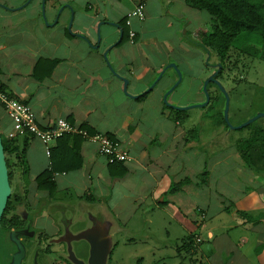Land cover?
<instances>
[{
    "label": "crops",
    "instance_id": "0c3cea01",
    "mask_svg": "<svg viewBox=\"0 0 264 264\" xmlns=\"http://www.w3.org/2000/svg\"><path fill=\"white\" fill-rule=\"evenodd\" d=\"M139 3L144 18L127 24ZM192 10L185 0H0V87L31 105L41 128L63 118L89 136L115 139L131 156L108 163L80 134L48 148L31 135L9 140L12 121L0 105L12 178L33 207L41 199L59 205L50 206L51 233L60 205H96L117 228L113 248L137 234L148 241L154 234L146 227L161 221L167 235L180 237L181 263L179 250L197 220L209 237L199 264H264V171L248 164L241 141L197 149L194 124L181 122L174 108L203 101L213 70L205 59L211 49L195 39L201 28ZM172 64L181 78L169 91L178 81ZM50 169L52 195L36 182ZM185 178L190 182L171 191Z\"/></svg>",
    "mask_w": 264,
    "mask_h": 264
},
{
    "label": "rangeland",
    "instance_id": "374dc122",
    "mask_svg": "<svg viewBox=\"0 0 264 264\" xmlns=\"http://www.w3.org/2000/svg\"><path fill=\"white\" fill-rule=\"evenodd\" d=\"M192 11L195 13L194 20L190 17L193 24L195 23L196 28L198 26L201 28L195 37L196 40H199L210 31V16L204 10L195 9ZM205 24L206 27H203ZM211 52V54L205 55V59L213 65V73L220 62L215 51L211 49ZM222 62V72L218 76L221 87L213 81L208 83L207 92L211 99L204 106L189 107L178 112L181 122L186 121L194 124L195 130L191 136L196 140H194L196 148L203 149L205 152H213L239 141L243 143L252 135L253 131L264 130V116L249 123L248 127H239L257 114L264 112V52L259 37L246 32L238 34ZM226 96L228 98V122L223 116ZM203 97V101L189 105H203L205 102L204 93ZM186 115H189L190 119L186 118ZM1 137L6 143L5 136L2 134ZM5 155L8 160V154ZM8 171L11 172L10 166ZM9 182L11 189L14 190L16 185L14 178L11 177ZM49 206L54 209L59 208L57 204ZM196 213L199 218L198 210ZM106 214L96 205L87 204L78 206L75 211H70V216H73V223L78 232H76L77 235L69 232L66 234L67 236L69 234L76 236L75 241L80 245L82 264H189L188 255L185 256L183 262L182 260L181 263L179 262L175 248L179 245L180 237L171 231L167 235L164 226L158 225L161 224V221H156L151 227L150 225L146 227L147 232L152 230L154 234L150 235L148 241H145L144 238L141 239V236L137 234L131 236L134 238L133 242H120L113 248L114 240L118 239V236L114 237L113 235L117 228L113 221L105 218ZM199 221L202 223L203 219L199 218ZM196 223L198 225L196 230L190 228V233L185 235H194L195 244L196 237L201 239L194 245L195 252L192 253L193 256H197L195 259L198 261L195 264H199L202 247L207 248L209 237L204 229L197 230L200 224L197 220ZM173 224L175 223L173 222ZM141 230L140 232H144V229L141 228ZM221 231L225 232V229H220L219 233ZM2 253L1 250L0 261L5 260ZM249 255L252 256V253ZM225 258L226 254L220 255V260L224 261Z\"/></svg>",
    "mask_w": 264,
    "mask_h": 264
},
{
    "label": "flooded vegetation",
    "instance_id": "af4514ba",
    "mask_svg": "<svg viewBox=\"0 0 264 264\" xmlns=\"http://www.w3.org/2000/svg\"><path fill=\"white\" fill-rule=\"evenodd\" d=\"M49 205L41 199L33 207L20 188L11 189L0 221V251L5 259L1 264H82L76 236L66 234L78 232L70 216L72 208L60 205L51 233Z\"/></svg>",
    "mask_w": 264,
    "mask_h": 264
},
{
    "label": "trees",
    "instance_id": "16d2710c",
    "mask_svg": "<svg viewBox=\"0 0 264 264\" xmlns=\"http://www.w3.org/2000/svg\"><path fill=\"white\" fill-rule=\"evenodd\" d=\"M185 2L195 9L206 11L210 16V31L201 38V44L206 49H213L219 59L221 69L216 74V79L222 72V61L238 34L246 32L259 37L264 52V0H185ZM246 126L248 127L250 124ZM2 143L6 154L9 149L3 139ZM242 145L244 146L243 155L248 164L257 171H264V130L253 131ZM6 162L9 168L8 160ZM53 170H45L36 178L37 187L47 190L49 195L55 191V183L51 180ZM8 173L10 180L12 173L9 171ZM188 182H190L188 178L175 182L171 191L179 190ZM193 236L192 234L188 235L183 240L182 249L179 250L182 262L187 255L190 256L191 264L198 261L192 259L191 256L192 251L195 252Z\"/></svg>",
    "mask_w": 264,
    "mask_h": 264
},
{
    "label": "built area",
    "instance_id": "2783aa9c",
    "mask_svg": "<svg viewBox=\"0 0 264 264\" xmlns=\"http://www.w3.org/2000/svg\"><path fill=\"white\" fill-rule=\"evenodd\" d=\"M136 17L139 20L144 18V4H137L127 14V24H130V19ZM134 32L129 33L130 37L134 36ZM0 105L5 110L7 116L12 121V128L7 133L6 137L12 140L20 135H31L38 138L47 148L51 143L56 142L68 134H80L98 144V152L104 155L108 163H123L129 161L131 156L129 152L123 149L115 139L106 134L97 133L89 136L84 130L68 122L63 118H58L54 125L46 128H41L36 122V116L31 105L24 103L15 98L7 89L0 87ZM199 218H205V213L201 209H197ZM200 238L196 237V244L200 242ZM194 243V245H196Z\"/></svg>",
    "mask_w": 264,
    "mask_h": 264
},
{
    "label": "water",
    "instance_id": "95a60500",
    "mask_svg": "<svg viewBox=\"0 0 264 264\" xmlns=\"http://www.w3.org/2000/svg\"><path fill=\"white\" fill-rule=\"evenodd\" d=\"M172 66L174 67V69L176 70V72L178 74V81L176 83H174V85L169 89V91L171 89H173L178 84V82H179V80L181 78L180 71L177 69V67L174 64H172ZM217 66L218 67H217L216 71H214L204 81L202 89H203V92H204V95H205V102L203 103V105H205L210 99L209 93L207 92L208 83L210 81H213V83H215L217 86L221 87L220 81L215 78L216 74L221 69V64L218 63ZM165 97H166V95L164 96V98ZM201 105L197 104V105H191V106H201ZM174 108L186 109L188 107H176V106H174ZM227 112H228V98L226 96V103H225L223 116H224L225 121L228 122ZM260 116H264V112H261V113L257 114L255 117H252L251 119H249L245 123L241 124L239 127H243V126L248 125L249 123H251L252 121H254L255 119H257ZM10 193H11V186H10V182H9V173H8V167H7V162H6V155H5V152H4V146H3V143H2V137L0 135V221H1L2 213L4 211V208L6 206V202H7V199L9 197Z\"/></svg>",
    "mask_w": 264,
    "mask_h": 264
}]
</instances>
